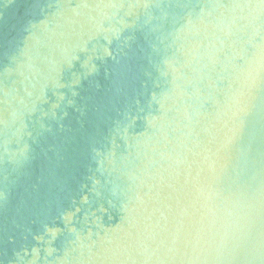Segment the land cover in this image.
I'll list each match as a JSON object with an SVG mask.
<instances>
[{
    "label": "water",
    "instance_id": "water-1",
    "mask_svg": "<svg viewBox=\"0 0 264 264\" xmlns=\"http://www.w3.org/2000/svg\"><path fill=\"white\" fill-rule=\"evenodd\" d=\"M0 264H264V0H0Z\"/></svg>",
    "mask_w": 264,
    "mask_h": 264
}]
</instances>
